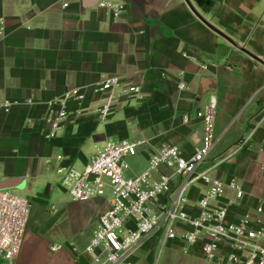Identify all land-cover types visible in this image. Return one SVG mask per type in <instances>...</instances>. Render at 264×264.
<instances>
[{
    "label": "crops",
    "instance_id": "obj_1",
    "mask_svg": "<svg viewBox=\"0 0 264 264\" xmlns=\"http://www.w3.org/2000/svg\"><path fill=\"white\" fill-rule=\"evenodd\" d=\"M133 1L137 10L127 4L122 19L114 21L100 8L101 0H0V103H21L10 114L0 112V191H27L32 207L44 208L58 184L63 206L60 213L54 207L46 212L34 230L30 221L14 264L91 262L84 249L110 198L73 202L59 185L57 157L83 172L107 142L129 140L143 143L129 158V176L142 173L163 145L178 147L190 159L204 135L198 113L212 98L215 144L197 172L230 157L210 174L236 180L245 192L231 219L264 202V0H202L201 5L190 0L236 46L185 0ZM113 77L121 79L122 88H140V94L118 98L103 124L97 113L105 97L94 89ZM74 88L85 89V103L72 106L78 113L57 139H45L50 103ZM207 190L203 182L191 188V214ZM54 228L65 242L52 239ZM54 244L64 250L51 253ZM0 264L8 262L0 256Z\"/></svg>",
    "mask_w": 264,
    "mask_h": 264
},
{
    "label": "built area",
    "instance_id": "obj_2",
    "mask_svg": "<svg viewBox=\"0 0 264 264\" xmlns=\"http://www.w3.org/2000/svg\"><path fill=\"white\" fill-rule=\"evenodd\" d=\"M100 8L114 21L127 11L125 0H101ZM185 58L196 61L186 54ZM207 69L208 66H202ZM184 88V87H183ZM105 97L98 109V118L106 124L118 98L140 94V88H122L121 79L109 78L94 89ZM83 88L67 91L50 103L45 139H57L65 123L77 110L73 105L85 103ZM18 101L0 103V112L10 114ZM27 104H31L27 102ZM217 102L211 99L207 109L198 113L204 121V135L193 157L185 158L180 149L163 145L150 158L148 167L140 174L129 176L128 158L135 157L143 143L129 140L107 142L98 149L83 172L62 165L56 175L75 203L110 198L109 209L99 218L96 229L84 253L91 256L90 264H131V254L149 237L161 234L162 248L172 242L184 245V252L198 249L202 257L214 264H264V202L254 212L237 219L230 218L231 209L245 192L236 180L223 182L211 176L212 169L230 157L221 158L211 169L198 173V167L210 156L214 140V121ZM188 121V118H185ZM252 135L241 141L239 152ZM50 162V161H49ZM171 171L165 174L163 170ZM154 175L159 178L154 179ZM175 180L177 182H175ZM208 185L198 201L196 215L190 213L188 193L197 183ZM228 192L233 198H228ZM31 202L9 191H0V256L14 264L27 233L31 217ZM63 245L54 244L50 251L58 254Z\"/></svg>",
    "mask_w": 264,
    "mask_h": 264
},
{
    "label": "rangeland",
    "instance_id": "obj_3",
    "mask_svg": "<svg viewBox=\"0 0 264 264\" xmlns=\"http://www.w3.org/2000/svg\"><path fill=\"white\" fill-rule=\"evenodd\" d=\"M129 162V158H128ZM148 167V166H147ZM226 176H228L226 171ZM60 185V182H59ZM56 190L51 194V198L47 197L45 201H47L48 205L44 208L39 207L36 204H33L31 207V217L30 221H32L33 230L36 225H38L46 212L50 213V210L53 207L60 213L63 209L62 206V196L58 191V184H56ZM61 187V185H60ZM13 195L23 198L29 201H32V197L30 193L27 191L13 192L10 191ZM46 194V192L44 193ZM43 194V195H44ZM53 214V213H52ZM48 216V215H47ZM30 223V222H29ZM29 227V226H28ZM51 237L53 240H57L60 242H65V238L63 237L60 231H56V228L51 230ZM50 231V232H51ZM161 234H156L150 237L148 241L143 243L142 247L138 250V252L134 253L133 259L130 262L131 264H214L211 262H207L201 255L198 249H192L189 253L184 252V245L180 242H172L162 248L160 243Z\"/></svg>",
    "mask_w": 264,
    "mask_h": 264
},
{
    "label": "water",
    "instance_id": "obj_4",
    "mask_svg": "<svg viewBox=\"0 0 264 264\" xmlns=\"http://www.w3.org/2000/svg\"><path fill=\"white\" fill-rule=\"evenodd\" d=\"M188 5L191 7V9L198 15V17H200V19H202L213 31H215L216 33H218L219 35H221L222 37H224L225 39H227L231 44H233L234 46H236L235 43H233V41L231 39H229L227 36H225L221 31L217 30L216 28H214L213 26H211L209 23H207L195 10V8L193 7L192 3L190 2V0H185ZM198 5L202 4V0H194ZM125 2L127 4L130 5V7L132 8V11L135 12V10H137L138 5H136V3H134L133 0H125Z\"/></svg>",
    "mask_w": 264,
    "mask_h": 264
}]
</instances>
